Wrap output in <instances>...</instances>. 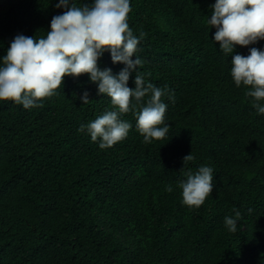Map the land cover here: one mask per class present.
I'll return each instance as SVG.
<instances>
[{"label": "trees", "instance_id": "trees-1", "mask_svg": "<svg viewBox=\"0 0 264 264\" xmlns=\"http://www.w3.org/2000/svg\"><path fill=\"white\" fill-rule=\"evenodd\" d=\"M56 3L0 0V56L17 34L45 36L64 11ZM214 3L131 0L129 27L143 33L139 74L173 97L162 98L171 125L163 139L145 143L131 112L121 118L132 129L111 147L79 131L113 109L87 74L66 76L40 107L0 101V264H264V115L213 40ZM250 47L264 40L233 54ZM98 66L114 75L125 67L107 51ZM84 90L88 104L78 99ZM202 165L214 189L190 208L179 183ZM234 210L235 233L224 223Z\"/></svg>", "mask_w": 264, "mask_h": 264}, {"label": "clouds", "instance_id": "clouds-1", "mask_svg": "<svg viewBox=\"0 0 264 264\" xmlns=\"http://www.w3.org/2000/svg\"><path fill=\"white\" fill-rule=\"evenodd\" d=\"M55 7L64 11L52 17L45 36L17 34L0 56V101H12L24 109L40 107L43 99L56 94L66 76L87 74L97 86V95H107L113 105L79 128L91 141L99 140V148L111 147L128 136L133 125L121 116L129 112L145 143L165 138L171 125L165 123L168 105L162 98L173 97L166 86L157 87L139 74L142 61L135 54L143 33L134 35L129 27L131 0H92L83 6L75 0H58ZM210 7L207 24L216 29L213 40L219 42V49L232 57L233 81L247 89L256 112L264 115V48L250 47L247 56L233 54L237 45L247 47L264 40V0H215ZM106 51L114 64L125 65L118 74L98 66ZM133 74L135 87L130 88ZM89 95L84 90L78 99L88 104ZM193 159L191 153L186 155L183 165ZM179 188L182 203L198 208L213 192V169L202 165L194 173L189 171ZM164 190L170 193L173 187L167 184ZM234 211L236 218L226 216L224 220L233 233L241 216L239 210Z\"/></svg>", "mask_w": 264, "mask_h": 264}]
</instances>
